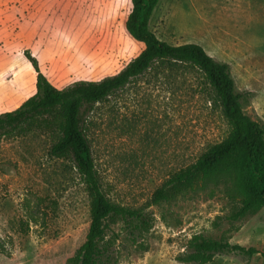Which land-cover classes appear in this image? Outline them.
<instances>
[{"label": "rangeland", "instance_id": "rangeland-1", "mask_svg": "<svg viewBox=\"0 0 264 264\" xmlns=\"http://www.w3.org/2000/svg\"><path fill=\"white\" fill-rule=\"evenodd\" d=\"M64 1L0 0V113L36 90L26 52L64 83L113 74L137 52L114 29L128 3ZM149 28L227 62L237 88L248 93L244 111L264 121V0H159ZM228 130L202 75L183 67L151 69L94 106L87 135L105 193L152 216L145 248L122 222H109L106 237L118 234V264H195L179 256L197 232L257 249L217 254L206 264H264V207L231 219L238 199L230 175L200 180L169 200L154 198L173 172ZM48 150L44 134L0 136V264H67L84 238V185L69 160Z\"/></svg>", "mask_w": 264, "mask_h": 264}, {"label": "trees", "instance_id": "trees-1", "mask_svg": "<svg viewBox=\"0 0 264 264\" xmlns=\"http://www.w3.org/2000/svg\"><path fill=\"white\" fill-rule=\"evenodd\" d=\"M128 3L115 30L137 52L117 72L100 79L61 82L42 71L35 58L25 53L35 71V92L18 107L0 113V136L44 134L49 154L67 159L75 168L89 199V221L82 242L67 258V264H118V234L106 237L109 222L119 220L138 248L152 226V216L141 208L121 205L105 193L95 167L87 135V117L97 103L125 87L147 71L183 67L198 71L208 86L229 130L196 159L172 173L167 184L154 194L157 202L192 189L200 180L222 174L231 176L238 204L230 218L240 219L264 207V121L243 109L247 92L237 88L230 65L208 54L197 43L171 44L149 28L159 0H65L64 3ZM140 239V240H139ZM255 247L231 243L225 237L194 233L187 241L182 262L206 264L217 254L253 255ZM264 258V251L261 253Z\"/></svg>", "mask_w": 264, "mask_h": 264}]
</instances>
